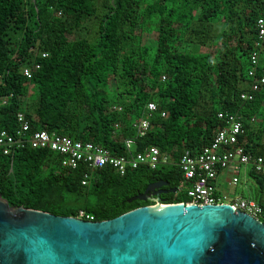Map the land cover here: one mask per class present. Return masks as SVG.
Here are the masks:
<instances>
[{
  "label": "trees",
  "instance_id": "16d2710c",
  "mask_svg": "<svg viewBox=\"0 0 264 264\" xmlns=\"http://www.w3.org/2000/svg\"><path fill=\"white\" fill-rule=\"evenodd\" d=\"M259 20L264 0H0V98L6 99L0 127L12 131L23 113L31 132L91 142L115 156L125 155V140L134 139V151L154 146L169 161L123 176L105 167L82 185L83 170L24 147L0 156V196L13 208L73 218L83 212L95 222L151 206L129 200L157 181L178 190L180 155L212 142L221 127L218 112L239 115L245 152L264 158V87L252 101L240 100L251 83L253 52L257 71L264 70ZM34 64L39 69L27 80L23 68ZM149 102L157 111L139 139L133 124ZM247 173L260 202L264 175ZM159 199L188 202L178 191Z\"/></svg>",
  "mask_w": 264,
  "mask_h": 264
},
{
  "label": "water",
  "instance_id": "95a60500",
  "mask_svg": "<svg viewBox=\"0 0 264 264\" xmlns=\"http://www.w3.org/2000/svg\"><path fill=\"white\" fill-rule=\"evenodd\" d=\"M149 184L151 201L116 218L86 221L13 208L0 196V264H264V224L226 204H163L176 193Z\"/></svg>",
  "mask_w": 264,
  "mask_h": 264
},
{
  "label": "built area",
  "instance_id": "2783aa9c",
  "mask_svg": "<svg viewBox=\"0 0 264 264\" xmlns=\"http://www.w3.org/2000/svg\"><path fill=\"white\" fill-rule=\"evenodd\" d=\"M258 37L260 40L264 38V20L258 21ZM258 56L257 52H253L250 56L251 68L248 76L251 83L249 90L240 94L242 101H252L254 94L264 87V70L260 74L257 71ZM38 69L39 65L34 64L32 67H24L22 73L27 80H30L33 72ZM162 79L164 80V77ZM5 104L6 99L0 98V106ZM156 111L157 107L154 103L149 102L146 105L145 115L133 124L136 138L146 136L151 116ZM164 116L165 113L162 112L161 117ZM217 119L221 127L212 142L194 155L184 152L176 163L182 178L181 186L177 191L184 193L188 200L182 204L198 206L226 204L234 211L239 210L264 224V195L260 202L245 198L226 202L230 193H226L223 188L224 183L230 187L239 184V175L243 167L253 168L255 172L264 175V158L245 152L240 142L245 131L239 115L218 112ZM250 122L255 123V118ZM15 124L12 131L0 127V156H8L24 147L49 151L60 157L63 168L84 171L82 185L88 184L92 174L105 167H110L123 176L127 171L136 170L141 166L156 170L169 162L168 158L162 156L154 146L146 147L142 151H134V139L125 140V155L115 156L109 150L91 142L73 140L47 130L31 132L29 121L23 113L15 115ZM78 218L93 221L83 212H79Z\"/></svg>",
  "mask_w": 264,
  "mask_h": 264
},
{
  "label": "rangeland",
  "instance_id": "374dc122",
  "mask_svg": "<svg viewBox=\"0 0 264 264\" xmlns=\"http://www.w3.org/2000/svg\"><path fill=\"white\" fill-rule=\"evenodd\" d=\"M33 93L29 91V99H32ZM249 167H243L239 175V184L235 187H230L224 183L223 188L230 195L227 197L226 202H231V198H245L254 200L257 195V186L254 183V180L248 176Z\"/></svg>",
  "mask_w": 264,
  "mask_h": 264
},
{
  "label": "flooded vegetation",
  "instance_id": "af4514ba",
  "mask_svg": "<svg viewBox=\"0 0 264 264\" xmlns=\"http://www.w3.org/2000/svg\"><path fill=\"white\" fill-rule=\"evenodd\" d=\"M162 189H164V188H162Z\"/></svg>",
  "mask_w": 264,
  "mask_h": 264
}]
</instances>
